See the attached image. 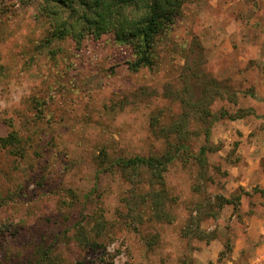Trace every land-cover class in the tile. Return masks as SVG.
<instances>
[{
  "label": "rangeland",
  "instance_id": "1",
  "mask_svg": "<svg viewBox=\"0 0 264 264\" xmlns=\"http://www.w3.org/2000/svg\"><path fill=\"white\" fill-rule=\"evenodd\" d=\"M26 1L0 0V264H264V0H183L137 71L111 33L49 40ZM176 125L155 216L149 173L114 164Z\"/></svg>",
  "mask_w": 264,
  "mask_h": 264
},
{
  "label": "trees",
  "instance_id": "2",
  "mask_svg": "<svg viewBox=\"0 0 264 264\" xmlns=\"http://www.w3.org/2000/svg\"><path fill=\"white\" fill-rule=\"evenodd\" d=\"M27 1L37 7L42 17H48L49 25L52 27L49 40L68 37L79 45L85 35L100 37L102 34L111 33L117 44L128 46L131 50L134 60L128 68L132 71L151 66L153 45L159 37L170 30L183 5V0ZM242 117L243 115H238L227 118L236 120ZM186 133L187 131L176 125L165 135L166 139L172 135L174 143L169 145L163 155L121 158L114 164L127 178L140 175L143 169L149 173L151 186L157 187L148 193L150 210L155 216L160 214L161 200L165 198L163 173L167 165L180 158V155L183 156V152L189 149ZM205 140L208 141V130L205 132ZM15 141L16 137L13 135L1 139L3 146L13 144ZM206 150L205 147H201L198 151L196 161L200 165L205 163Z\"/></svg>",
  "mask_w": 264,
  "mask_h": 264
}]
</instances>
